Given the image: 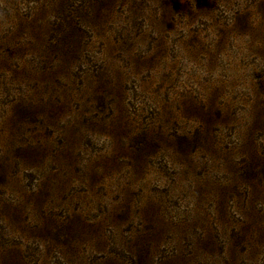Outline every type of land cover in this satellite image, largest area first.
I'll return each instance as SVG.
<instances>
[{"label": "rangeland", "instance_id": "rangeland-1", "mask_svg": "<svg viewBox=\"0 0 264 264\" xmlns=\"http://www.w3.org/2000/svg\"><path fill=\"white\" fill-rule=\"evenodd\" d=\"M0 264H264V0H0Z\"/></svg>", "mask_w": 264, "mask_h": 264}]
</instances>
